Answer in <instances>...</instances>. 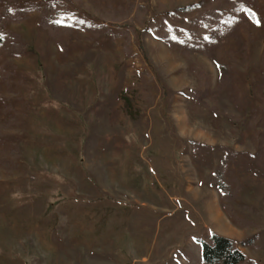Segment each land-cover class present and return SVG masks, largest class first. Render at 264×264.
<instances>
[{"label":"rangeland","instance_id":"374dc122","mask_svg":"<svg viewBox=\"0 0 264 264\" xmlns=\"http://www.w3.org/2000/svg\"><path fill=\"white\" fill-rule=\"evenodd\" d=\"M226 2L0 0V264H202L212 233L264 264V0L212 57L148 30Z\"/></svg>","mask_w":264,"mask_h":264},{"label":"trees","instance_id":"16d2710c","mask_svg":"<svg viewBox=\"0 0 264 264\" xmlns=\"http://www.w3.org/2000/svg\"><path fill=\"white\" fill-rule=\"evenodd\" d=\"M228 3L229 0L223 4L222 8H218L213 12L214 17L217 14L220 17L218 22L211 26L206 21V23L201 24L200 21L199 23L197 22L198 19H194L185 26L174 28L166 27L161 22H158L154 26L150 25L148 30L155 38L171 47L184 48L188 52L198 50L212 57L213 49L220 44V37L224 31L223 26L228 27L240 22V14L243 11L247 14H252L248 0L234 1L231 8H229ZM198 7L199 5L180 7L177 9L176 14L179 12H192ZM41 25L49 32L56 31L61 26L56 16L52 15L51 7L42 17ZM15 45L10 36H2V39H0V48L8 53L12 50L11 47ZM217 67L222 80L226 67L219 63H217ZM224 171L225 166L221 165L213 177V184L221 193L225 189ZM198 242L200 244L202 264H242L247 261L246 255L235 245L234 241L222 235L212 233L208 240L200 239Z\"/></svg>","mask_w":264,"mask_h":264},{"label":"snow or ice","instance_id":"6c2138e0","mask_svg":"<svg viewBox=\"0 0 264 264\" xmlns=\"http://www.w3.org/2000/svg\"><path fill=\"white\" fill-rule=\"evenodd\" d=\"M0 39H2V35H0Z\"/></svg>","mask_w":264,"mask_h":264}]
</instances>
